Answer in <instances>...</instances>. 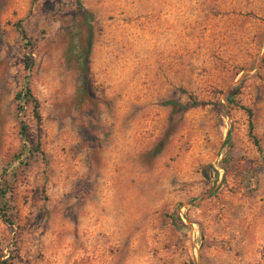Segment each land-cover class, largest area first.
<instances>
[{
	"label": "rangeland",
	"instance_id": "374dc122",
	"mask_svg": "<svg viewBox=\"0 0 264 264\" xmlns=\"http://www.w3.org/2000/svg\"><path fill=\"white\" fill-rule=\"evenodd\" d=\"M3 178L12 264H264V0H0Z\"/></svg>",
	"mask_w": 264,
	"mask_h": 264
},
{
	"label": "trees",
	"instance_id": "16d2710c",
	"mask_svg": "<svg viewBox=\"0 0 264 264\" xmlns=\"http://www.w3.org/2000/svg\"><path fill=\"white\" fill-rule=\"evenodd\" d=\"M75 2L77 4H79V0H75ZM87 18V14L86 12H83L82 15V19L86 20ZM88 30V29H87ZM18 31H19V35L21 40L25 41V43L27 42L26 40V36L24 34V31L22 29L19 28L18 26ZM88 32V31H87ZM27 45H29L27 43ZM88 50H89V45L87 44L81 51H79L75 58H76V63L77 65L81 66V75H82V85L85 83V76L83 73L84 70V65L86 62V56L88 54ZM23 67L24 70L27 71L29 69V63L28 62H24L23 63ZM85 85H83L84 87ZM187 98L189 99V104L187 105H179L176 102L173 101H167L165 102V104H168L172 107H175L178 111H184L187 108L190 107H194L200 104H204V102H200L195 100L190 94H187ZM14 100H16L18 102V109L19 107V102L22 103L23 105H29L31 108V113L32 115L38 119L37 113H36V109H37V102L35 100V98L31 95L29 89L27 88V86H23L19 91H17L14 94ZM228 102H231V100L228 99ZM240 108L246 113L247 118L250 117V110H248L247 108H244L242 106H240ZM22 110V109H20ZM19 134L24 136V125L22 124V122H19ZM251 130H252V124L248 121L247 122V133L249 135H251ZM253 139V142L255 143V139L253 138V136H251ZM17 164H22V162H17ZM222 168V167H221ZM11 185L7 182L6 179H0V219L2 220L3 223H5L9 228H12L14 223V216L12 213L13 212V208H12V196H11ZM15 252V250H14ZM14 253L10 255V253H8V256L4 257V256H0V264H12L11 259L14 257Z\"/></svg>",
	"mask_w": 264,
	"mask_h": 264
}]
</instances>
